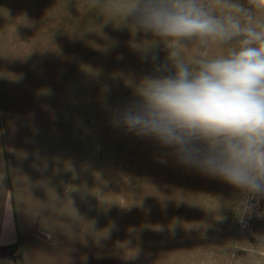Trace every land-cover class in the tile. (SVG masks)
Wrapping results in <instances>:
<instances>
[{"label": "rangeland", "instance_id": "obj_1", "mask_svg": "<svg viewBox=\"0 0 264 264\" xmlns=\"http://www.w3.org/2000/svg\"><path fill=\"white\" fill-rule=\"evenodd\" d=\"M109 2L0 0L2 264H264V198L115 125L171 62Z\"/></svg>", "mask_w": 264, "mask_h": 264}, {"label": "clouds", "instance_id": "obj_2", "mask_svg": "<svg viewBox=\"0 0 264 264\" xmlns=\"http://www.w3.org/2000/svg\"><path fill=\"white\" fill-rule=\"evenodd\" d=\"M106 9L158 38L171 62L137 46L161 74L128 82L135 99L115 125L246 200L264 198V0H110Z\"/></svg>", "mask_w": 264, "mask_h": 264}, {"label": "flooded vegetation", "instance_id": "obj_3", "mask_svg": "<svg viewBox=\"0 0 264 264\" xmlns=\"http://www.w3.org/2000/svg\"><path fill=\"white\" fill-rule=\"evenodd\" d=\"M259 206H261V205H259ZM21 237H22V236L19 235V240H16V242L14 243V246L17 245V244L21 245L23 242H26V238H24L23 240H21ZM10 246H11V245H10ZM5 247H6V246H5ZM8 247H9V246H8ZM2 248H3V247L0 246V260L2 259V260H6V261H7L8 259L12 258L10 254L3 256V255L1 254V253L3 252V251H2ZM5 249H6V248H5ZM19 250H20V249H19ZM19 250H17L15 253H17V252L19 253V252H20ZM1 251H2V252H1ZM7 251H10V250H7ZM15 253L12 254L14 257H15ZM13 261H15L14 258H12V262H13Z\"/></svg>", "mask_w": 264, "mask_h": 264}, {"label": "crops", "instance_id": "obj_4", "mask_svg": "<svg viewBox=\"0 0 264 264\" xmlns=\"http://www.w3.org/2000/svg\"><path fill=\"white\" fill-rule=\"evenodd\" d=\"M9 241V240H8ZM16 242V240H14V241H10V242H5V243H1L0 242V245L2 246H8V245H12V244H14ZM3 262H6V260H0V264H2Z\"/></svg>", "mask_w": 264, "mask_h": 264}, {"label": "water", "instance_id": "obj_5", "mask_svg": "<svg viewBox=\"0 0 264 264\" xmlns=\"http://www.w3.org/2000/svg\"><path fill=\"white\" fill-rule=\"evenodd\" d=\"M34 232H35L36 234L42 236L40 233H38V232L36 231V228L29 230V235L32 234V233H34ZM42 237H43V236H42Z\"/></svg>", "mask_w": 264, "mask_h": 264}]
</instances>
